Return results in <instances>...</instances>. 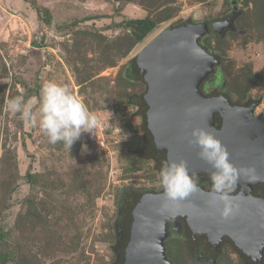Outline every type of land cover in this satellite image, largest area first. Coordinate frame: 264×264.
I'll list each match as a JSON object with an SVG mask.
<instances>
[{"label":"rangeland","instance_id":"374dc122","mask_svg":"<svg viewBox=\"0 0 264 264\" xmlns=\"http://www.w3.org/2000/svg\"><path fill=\"white\" fill-rule=\"evenodd\" d=\"M234 15L236 30L201 39L221 61L202 90L215 94L214 87H223L241 102L261 98L255 113L264 114V0H0V254L9 255L6 264L115 263L124 191L125 205L136 193L163 190V155L149 151L135 104L147 84L131 73L133 60L167 28ZM146 16L157 26L139 39L124 22ZM50 80L67 85L98 117L94 134L82 133L71 149L50 143L38 125L6 107L21 96L36 101L35 110ZM182 234L185 226L165 240L174 264H264V253L254 262L230 242L222 252H198Z\"/></svg>","mask_w":264,"mask_h":264},{"label":"water","instance_id":"95a60500","mask_svg":"<svg viewBox=\"0 0 264 264\" xmlns=\"http://www.w3.org/2000/svg\"><path fill=\"white\" fill-rule=\"evenodd\" d=\"M236 16L164 30L138 54L133 69L147 84L142 101L149 151L162 152V164L183 158L190 173L208 176L211 184L213 169L188 142L192 127L210 128L226 146L232 163L251 169L238 182L240 191L232 194L239 212L222 219L208 203L211 189L200 184L179 203L168 201L164 190L142 193L127 212L118 264H174L165 240L170 227L177 232L182 223L194 239L196 234L208 235L209 244L218 247L228 237L254 262L263 260L264 194H254L258 185L264 187V114L255 113L261 98L232 103L225 93L208 97L202 90L221 61L201 39L207 33L221 38L229 29L236 30ZM189 107L191 116L186 113Z\"/></svg>","mask_w":264,"mask_h":264},{"label":"clouds","instance_id":"9594fccd","mask_svg":"<svg viewBox=\"0 0 264 264\" xmlns=\"http://www.w3.org/2000/svg\"><path fill=\"white\" fill-rule=\"evenodd\" d=\"M34 104L37 102H25L23 97L16 96L7 101L6 107L14 113H20L21 118L29 121L32 126L38 125L52 144L63 142L71 149L82 133L94 134L98 117L89 111L67 85L51 80L43 83L35 110ZM192 112L191 107L186 109L189 116ZM188 142L198 148L197 155L213 169L210 173L209 205L222 219L237 215L239 204L232 194L241 177L251 169L237 168L229 159L226 146L210 128L192 127ZM82 147L87 150V145ZM194 176L195 173H190L183 158L165 161L159 172V183L167 200L179 203L197 191L198 184Z\"/></svg>","mask_w":264,"mask_h":264},{"label":"trees","instance_id":"16d2710c","mask_svg":"<svg viewBox=\"0 0 264 264\" xmlns=\"http://www.w3.org/2000/svg\"><path fill=\"white\" fill-rule=\"evenodd\" d=\"M37 10L39 12L40 9L37 8ZM44 20L46 22H49V20H51V16L50 17H46L44 18ZM124 23H127L128 25H133L136 29H137V35L139 37V39H142L144 34L150 30H153L154 28H156L157 24L156 22L149 16H146V17H143V18H135V19H130V20H126ZM188 23V22H187ZM190 23V22H189ZM185 25V24H183ZM179 26H182V25H175L174 27H170V28H167L166 30H170V29H173L175 27H179ZM202 42V41H201ZM207 48V47H206ZM208 49V48H207ZM209 50V49H208ZM135 60L136 58L133 60V65H132V70H131V73L135 76L134 74V69H133V66H134V63H135ZM145 94V93H144ZM143 95L139 96L137 98V100L135 101V104L141 108V112L142 114L144 115V111H145V107H144V104H143V101H142V98H143ZM38 98H39V95H37ZM162 155H163V159H164V154L162 152H160ZM163 159H162V162H163ZM27 175H31V173H28ZM263 189L264 187L261 186ZM130 192V190L128 191ZM148 192H156V190H153V191H148ZM146 193V192H145ZM134 194V193H133ZM142 194V193H136L135 194V197H134V200L132 203H129V204H125L124 205V201H125V196H126V191H124L123 193V197H122V206H123V213H122V216L120 217V222H119V243H118V247H117V258H116V261L114 264H118V261L120 259V255H119V246L121 244L124 243L125 239H126V216H127V212L129 210V208L134 205L137 197ZM134 196V195H133ZM125 206V207H124ZM9 259V255L7 256H4V255H1L0 254V264H6L7 261Z\"/></svg>","mask_w":264,"mask_h":264},{"label":"flooded vegetation","instance_id":"af4514ba","mask_svg":"<svg viewBox=\"0 0 264 264\" xmlns=\"http://www.w3.org/2000/svg\"><path fill=\"white\" fill-rule=\"evenodd\" d=\"M216 74V73H215ZM211 87H213V86H211ZM215 89H217V92L215 93V94H208V92L207 91H204V93H205V95L206 96H208V97H210V96H215V95H218V94H220V93H225V91H224V88L223 87H214ZM219 89V90H218ZM225 95H227V96H229L228 94H226L225 93ZM230 97V96H229ZM231 98V100H232V103H239V102H241V101H235V100H233L232 99V97H230ZM248 101H250V99L249 100H247L246 102H248ZM245 102V103H246ZM217 120H218V125L221 123V120H220V118L218 117L217 118ZM193 179L197 182V184L199 185H202V186H205L206 188H208V189H211V184H210V181H209V178H208V176H206V175H198V176H194L193 177ZM260 186V187H259ZM261 186H263V185H258L256 188H255V190H254V194L255 195H263L264 194V189L261 187ZM240 191V187L237 185V187H236V190H235V192L233 193V194H236V193H238ZM177 224H178V222H177ZM177 226H179V225H177ZM185 226V228H186V225H185V223H182L181 224V226L180 227H178V230H180V231H182L183 230V227ZM172 231H174V230H172V228L170 227V232H172ZM186 231H187V234H182V235H186V236H189L191 239H192V241L195 243V245H196V250L198 251V252H200V251H208L209 252V254H211L212 252H219V251H221L222 252V245L225 243V242H230V243H232L234 246H236L235 244H234V242L230 239V238H228V237H226V238H224L223 240H222V242L220 243V245L218 246V247H214V246H212V245H210L209 244V242H208V236L207 235H202V236H200V234H196V238L194 239L192 236H190L189 235V232H188V230H187V228H186ZM237 247V246H236ZM238 248V247H237ZM238 250H240V252L242 253V255H245V256H247L248 258H249V256L248 255H246L241 249H239L238 248ZM204 251V252H205ZM263 253H264V251H263ZM250 259V258H249Z\"/></svg>","mask_w":264,"mask_h":264},{"label":"bare ground","instance_id":"6f19581e","mask_svg":"<svg viewBox=\"0 0 264 264\" xmlns=\"http://www.w3.org/2000/svg\"><path fill=\"white\" fill-rule=\"evenodd\" d=\"M208 236V235H207Z\"/></svg>","mask_w":264,"mask_h":264}]
</instances>
